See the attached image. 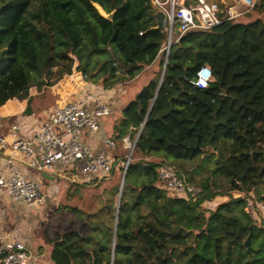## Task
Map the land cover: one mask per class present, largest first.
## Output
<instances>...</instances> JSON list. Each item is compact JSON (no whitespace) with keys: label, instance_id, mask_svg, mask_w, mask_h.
I'll return each mask as SVG.
<instances>
[{"label":"trees","instance_id":"obj_1","mask_svg":"<svg viewBox=\"0 0 264 264\" xmlns=\"http://www.w3.org/2000/svg\"><path fill=\"white\" fill-rule=\"evenodd\" d=\"M196 4L185 0L186 6ZM157 11L152 0H0V107L28 98L31 87L55 86L73 70L110 90L158 68L113 127L121 173L128 151L122 139L135 142L118 207L107 199L92 216L87 236L68 230L50 240V260L172 264L179 249L190 253L186 264H264V227L229 192L264 202V0L243 19L186 32L167 57ZM202 67L213 80L200 89L194 82ZM211 149L226 160L237 187L215 164L195 198L172 195L157 173L167 163L149 159L164 153L191 161ZM111 194H119V186ZM218 197L227 200L212 207ZM250 228L254 255L243 246ZM104 236L107 246L97 241Z\"/></svg>","mask_w":264,"mask_h":264},{"label":"built area","instance_id":"obj_2","mask_svg":"<svg viewBox=\"0 0 264 264\" xmlns=\"http://www.w3.org/2000/svg\"><path fill=\"white\" fill-rule=\"evenodd\" d=\"M244 7L227 6L219 11L207 0H197L195 6H186L185 0H152L153 4L164 13V31L167 34L166 45L161 49L168 56L172 43L177 42L190 30H210L225 21L236 19L252 9L258 0H237ZM213 80L208 67L199 69L194 85L206 88ZM111 107L98 94H88L81 102L67 103L53 110L41 123L30 139L17 136L18 126L14 125L11 135L14 140L8 143L0 138V151L10 149L25 161L28 168L39 173H50L56 166L63 171H70L68 180L79 184L92 180L100 181L113 174L117 166L113 152L117 142L112 136L106 139L107 150L95 152L91 146L81 140V133L100 130V119L110 115ZM1 123V118H0ZM136 131V129H133ZM140 129L137 131V136ZM135 142L128 136L123 137L122 146L130 152ZM129 160L122 162L124 172ZM162 185L172 195L195 198L201 192L198 186L187 185L176 169L162 164L158 170ZM6 194L17 204L33 207L44 203L46 195L40 186L28 178L10 155L0 165V195ZM237 198L244 202V212L260 226L264 227V202L256 200L252 194L239 193ZM42 257L35 253L23 240L10 239L0 245V264H42Z\"/></svg>","mask_w":264,"mask_h":264},{"label":"crops","instance_id":"obj_3","mask_svg":"<svg viewBox=\"0 0 264 264\" xmlns=\"http://www.w3.org/2000/svg\"><path fill=\"white\" fill-rule=\"evenodd\" d=\"M209 1H211V5L219 11L224 10L230 5L244 7L243 4L237 0ZM243 16L244 15L239 18L243 19ZM144 72L138 77L124 84L115 86L110 90H105L99 85L91 83H89L88 86L86 85L87 87L84 89V86L82 87L79 83L68 81V78H70L69 76H64L63 80L59 81L51 88L37 90L36 87H31L29 89L28 98L24 100L11 99L0 107V138H5L8 143H11L14 140L11 135V129L16 125L19 128L17 136L22 139H30L36 133L41 123L45 121L48 115L57 107L67 103L81 102L88 94H98V96L111 107L110 115L100 119V130L98 132L89 133L86 129H83L81 140L89 144L95 152L105 151L107 150L105 141L113 136V127L120 119L122 108L130 102L137 93L131 86L128 87V84H134L138 78L143 76ZM145 82L146 81H144V83ZM84 83L85 82H83V84ZM58 84H60V86H58ZM89 85L92 88H89ZM50 91L54 94L53 98L59 95L63 97V101H52L53 98L49 95ZM121 97L127 98V101H122ZM10 155L15 159L20 170L39 186H41L40 180L42 178L48 180V189L45 192L43 190V193L46 195V200L50 199L54 185L62 179V175L64 179L66 171L62 172V169L56 166L50 173L36 172L28 168L22 157L12 153L10 149L0 151V165ZM43 204L44 203L29 207L12 202L6 194L0 195V245L10 239H19L30 244L33 232L29 222L30 220L35 221L36 218L41 216ZM51 249L52 245L49 249V255L45 257L40 252L42 264H53L50 260Z\"/></svg>","mask_w":264,"mask_h":264},{"label":"rangeland","instance_id":"obj_4","mask_svg":"<svg viewBox=\"0 0 264 264\" xmlns=\"http://www.w3.org/2000/svg\"><path fill=\"white\" fill-rule=\"evenodd\" d=\"M207 2L211 4V1L207 0ZM157 70L158 68L155 66L146 70L142 77L138 78L134 84H128V87L131 86L136 92H138L140 87L144 84V81L153 77ZM69 77L68 81H71L72 83L77 82L82 87L84 86V89L90 83L85 81L76 70H73ZM83 82L85 83L83 84ZM58 86H60V84H58ZM89 88L92 87L89 85ZM49 95L53 98L54 94L50 91ZM62 98L63 97H60L59 95L57 97L54 96L52 101H63ZM122 101H127V98H122ZM125 153H127V158H131L132 152L130 153L128 150ZM208 153L209 151H206L191 161H175L170 155L164 153L151 155L149 159L155 162L163 161L164 163L170 164L176 169L177 174L180 175V178L187 185L200 187L202 181L211 176V171L215 167L213 161L215 155L208 156ZM119 167L120 165L116 167L114 173L108 178L94 182H82L79 184L69 182L68 180L70 179L72 172H65L66 175L64 176V179L62 175V179L54 185L51 198L44 202L41 216L36 218L35 221L30 220L29 222L32 226L33 232L31 237L32 241L29 244L31 249L38 254L41 252L45 257L49 255V249L51 246L50 240L55 239L57 235H62L65 231L74 230L82 236H87L89 233L88 224L90 221L94 220L92 216L97 214V212L104 206L107 199H111L115 206H118L119 194L112 195L111 191L116 186H119V188L121 186L123 173L120 172ZM221 180L223 181V190H228V180L225 177ZM40 184L42 192L43 190L45 192L48 189V180L42 178ZM229 192L235 197L239 194L236 190H229ZM226 200L225 197H218L216 198V202L212 204V207H215ZM172 255V264H186L190 253L182 252L178 249L177 251H174Z\"/></svg>","mask_w":264,"mask_h":264},{"label":"water","instance_id":"obj_5","mask_svg":"<svg viewBox=\"0 0 264 264\" xmlns=\"http://www.w3.org/2000/svg\"><path fill=\"white\" fill-rule=\"evenodd\" d=\"M155 19H156V28L160 31H164V24H163V21H164V13L160 10H158L155 15H154ZM166 65V61H165V64ZM165 67V66H164ZM164 67H163V71H162V74H161V77L163 75V72H164ZM157 93V92H156ZM131 153V152H130ZM131 155V154H130ZM129 155V156H130ZM212 155H215V164L219 165L220 167L226 169L228 171V173L231 175V185L233 187H237L238 184L237 182L235 181V175H234V172L229 168L226 160H223L219 155H217L212 149L209 150V153H208V156H212ZM130 158V157H129ZM129 158H127L129 160ZM124 175H125V172L123 173V177H122V181H121V186L119 188V198H120V194H121V190H122V186H123V182H124ZM118 204H119V200H118ZM118 207V206H117ZM251 228H250V232H249V235L248 237L246 238V240L244 241L243 243V246L246 248L247 251L251 252L253 255L255 254V250L251 247ZM100 245L102 246H107V238L104 236L103 239L101 240H97ZM114 242H115V229H114V233H113V240H112V245H111V256L113 257V254H114Z\"/></svg>","mask_w":264,"mask_h":264},{"label":"flooded vegetation","instance_id":"obj_6","mask_svg":"<svg viewBox=\"0 0 264 264\" xmlns=\"http://www.w3.org/2000/svg\"><path fill=\"white\" fill-rule=\"evenodd\" d=\"M213 161H215V159H213ZM215 163V162H214Z\"/></svg>","mask_w":264,"mask_h":264}]
</instances>
